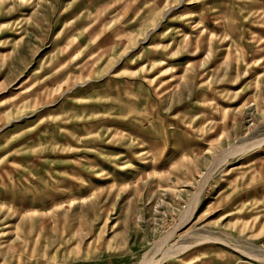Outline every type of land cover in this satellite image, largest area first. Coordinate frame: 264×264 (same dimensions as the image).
<instances>
[{
  "label": "rangeland",
  "instance_id": "rangeland-1",
  "mask_svg": "<svg viewBox=\"0 0 264 264\" xmlns=\"http://www.w3.org/2000/svg\"><path fill=\"white\" fill-rule=\"evenodd\" d=\"M151 262L264 264V0H0V264Z\"/></svg>",
  "mask_w": 264,
  "mask_h": 264
},
{
  "label": "bare ground",
  "instance_id": "bare-ground-1",
  "mask_svg": "<svg viewBox=\"0 0 264 264\" xmlns=\"http://www.w3.org/2000/svg\"><path fill=\"white\" fill-rule=\"evenodd\" d=\"M195 201H196V198H195ZM194 201V202H195ZM196 203V202H195ZM197 204H198V199H197ZM195 205V204H194ZM196 206V205H195ZM195 206H193L194 208H195ZM195 209H191L190 210V214L188 215V217L186 218V219H189L191 216H192V214H194V211ZM157 263V262H156ZM149 264H154V262H151V263H149Z\"/></svg>",
  "mask_w": 264,
  "mask_h": 264
}]
</instances>
